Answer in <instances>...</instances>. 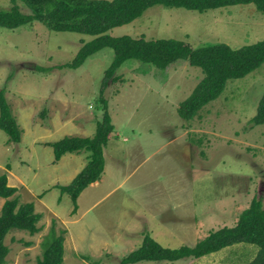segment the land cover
I'll return each mask as SVG.
<instances>
[{"label":"rangeland","instance_id":"1","mask_svg":"<svg viewBox=\"0 0 264 264\" xmlns=\"http://www.w3.org/2000/svg\"><path fill=\"white\" fill-rule=\"evenodd\" d=\"M10 7V0H0L1 9ZM108 34L173 39L194 49L216 43L240 49L264 39V14L254 4L205 13L156 6ZM93 39L41 23L0 28V91L6 90L25 132L15 144L0 129V171L18 189L20 203H33L43 215L39 234L7 236L6 264H37L54 220L58 230L68 231L64 264H120L147 233L165 248L194 247L212 232L234 227L252 200L264 196V125L250 124L264 97V64L230 81L220 98L187 122L178 110L202 81V70L186 61L160 71L129 60L117 73L122 80L111 82L104 94L115 131L104 148L100 186L82 193L73 214L71 197L59 187L86 167L88 153H68L56 162L52 146L67 136L94 137L104 116L101 88L115 53L105 48L77 70L57 67L71 63ZM36 66L55 69L41 73L33 71ZM258 251L239 244L212 262L207 256L179 264H227L233 258L250 264Z\"/></svg>","mask_w":264,"mask_h":264},{"label":"trees","instance_id":"2","mask_svg":"<svg viewBox=\"0 0 264 264\" xmlns=\"http://www.w3.org/2000/svg\"><path fill=\"white\" fill-rule=\"evenodd\" d=\"M10 1L9 9L0 8V28L15 30L41 23L55 32L77 33L94 38L80 48L71 63L59 66L58 69L77 70L90 57L105 48H111L115 53L101 88L99 103L102 104L104 116L94 137L67 136L52 146L56 162L68 153H88L86 167L71 184L59 187L62 194L71 197L73 214L78 210L79 196L89 186L99 182L104 174V148L115 131L104 94L111 82L114 84L122 80L117 73L124 63L134 60L160 71H167L170 66L186 61L190 66L201 69L204 75L202 81L178 110L180 117L187 122L192 121L204 107L220 98L230 81L242 79L264 64V39L240 49H233L223 43L194 49L182 41L173 39L148 41L144 37L134 39L130 36L112 37L108 34L113 29L140 19L147 10L156 6L205 13L225 7L254 4L257 10L264 14V0ZM22 6L28 8L30 13L24 12ZM54 69L36 66L33 71L50 73ZM250 124L251 127L264 125V97L260 100L257 113ZM0 129L8 135L9 142H21L22 130L7 100L5 89L0 91ZM17 192V188L8 185L7 173L0 171V198L5 200L0 215V264L7 263L10 249L5 240L11 232L22 231L35 236L42 231L39 224L43 215L35 212L33 203H20ZM57 224V220H54L50 233L43 242L44 252L37 264H64L65 235L68 231L58 230ZM239 244L257 246L258 254L250 264H264V196L252 200L234 227H224L212 232L194 247L165 248L147 233L140 248L122 257L120 264L175 263L190 258L201 259ZM26 245L29 247L31 243ZM102 263L99 260L93 261L92 264Z\"/></svg>","mask_w":264,"mask_h":264},{"label":"crops","instance_id":"3","mask_svg":"<svg viewBox=\"0 0 264 264\" xmlns=\"http://www.w3.org/2000/svg\"><path fill=\"white\" fill-rule=\"evenodd\" d=\"M20 125V124H19ZM21 128V130H22V133L24 134L25 132L23 131L24 129L22 128V127H20ZM21 142H22V140H21ZM20 142V143H21ZM63 158H65V157H63ZM63 158H62V160H63ZM61 160V161H62ZM8 167V166H7ZM11 167V166H10ZM9 171V170H8ZM9 173H15V170L14 171H12V169H10V171H9ZM14 176V175H13ZM12 176V177H13ZM103 177V176H102ZM16 180V181H15ZM14 183H16V184H22L23 182L21 181V179H18V178H16V177H14ZM100 182H101V180L99 181V182H96V183H94V184H92L91 186H89L90 188H94V187H99L100 186ZM8 184H9V186L10 187H15L16 188V186L13 184V182H12V180H8ZM82 195V194H81ZM81 195L79 196V198H78V203H79V201H80V199H81ZM0 200H2V199H0ZM4 205V204H3ZM77 209H79V207L77 208ZM63 223L64 224H66L67 222H64L63 221ZM152 234V233H151ZM199 240H201V239H199ZM199 240L197 241V242H199ZM231 248V247H230ZM228 249V248H227ZM222 251H224V250H222ZM222 253H225V252H218V253H216V254H212V255H209V257H208V261H210V262H212V258H215L217 255H220V254H222ZM190 259H192V258H190ZM202 259V258H201ZM188 260V259H187ZM197 260H199V259H197ZM215 262V261H214ZM213 262V263H214ZM163 263H168V264H179L180 263V261H178V262H175V263H170V262H163ZM238 263V260L237 259H232V260H227V264H237ZM160 264V263H159ZM196 264V263H195Z\"/></svg>","mask_w":264,"mask_h":264}]
</instances>
